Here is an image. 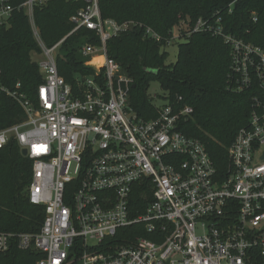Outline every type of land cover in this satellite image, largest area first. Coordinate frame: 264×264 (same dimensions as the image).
Segmentation results:
<instances>
[{"label": "built area", "instance_id": "2783aa9c", "mask_svg": "<svg viewBox=\"0 0 264 264\" xmlns=\"http://www.w3.org/2000/svg\"><path fill=\"white\" fill-rule=\"evenodd\" d=\"M49 1L14 7L0 0V29L14 12L28 16L43 75L30 101L2 84L0 67V98L17 101L26 114L22 123L0 131V151L11 139L26 150L33 164L27 196L45 209L38 233L0 232V256L15 247L39 256L33 264H264V102L254 98L222 174L205 146L184 133L194 109L182 98L173 101L165 93L151 120L131 107L134 81L108 57V43L143 25L103 19L99 0H85L87 6L70 19L73 29L47 47L34 11ZM219 23L201 18L190 26L182 20L168 45L195 33L222 36L231 47L229 89L257 86L264 93V51L225 35ZM84 29L98 39L94 44L84 37L78 49L93 74L78 73L67 82L58 57ZM144 31L160 42L152 28Z\"/></svg>", "mask_w": 264, "mask_h": 264}, {"label": "trees", "instance_id": "16d2710c", "mask_svg": "<svg viewBox=\"0 0 264 264\" xmlns=\"http://www.w3.org/2000/svg\"><path fill=\"white\" fill-rule=\"evenodd\" d=\"M25 1L11 0V3L17 7ZM86 6L85 0H52L36 8L34 21L45 45L52 47L62 40L73 29L70 19ZM99 8L103 19L143 25L108 43V57L120 64L134 81L130 95L134 111L144 120L157 118L149 89L151 83L158 81L171 100L182 98L183 105L194 109L192 117L183 123V131L205 146L217 169L225 174L228 150L240 129L248 125L254 98L264 102V93L257 86L241 93L229 89L231 47L222 36L191 35L179 46L175 64L167 65L169 54L163 48L182 20L193 26L203 18L215 25L220 20L218 25L225 35L264 51V0H99ZM146 27L160 36V42L145 38ZM84 37L98 43L91 31L81 30L67 40L58 57L59 73L67 82L74 81L78 73L93 74V70L84 66L78 51ZM40 51L26 13L14 12L9 26L0 29L1 81L30 101L43 83L34 60ZM149 70L158 71V75ZM25 119L17 101L7 96L0 98V131ZM32 167V161L22 155L15 139L0 151V232L36 234L43 225L45 209L31 204L27 196ZM37 257L14 247L0 256V264H33Z\"/></svg>", "mask_w": 264, "mask_h": 264}, {"label": "rangeland", "instance_id": "374dc122", "mask_svg": "<svg viewBox=\"0 0 264 264\" xmlns=\"http://www.w3.org/2000/svg\"><path fill=\"white\" fill-rule=\"evenodd\" d=\"M183 43H185V41H173L168 45L167 51L169 53V58L167 60V65L175 64L177 62L179 55V46ZM41 58H42L41 55L40 56H37L36 54L34 55V60L36 62H39ZM164 95L165 92L158 81L151 83L149 89V96L153 99V103L156 106L164 105V99H162Z\"/></svg>", "mask_w": 264, "mask_h": 264}, {"label": "water", "instance_id": "95a60500", "mask_svg": "<svg viewBox=\"0 0 264 264\" xmlns=\"http://www.w3.org/2000/svg\"><path fill=\"white\" fill-rule=\"evenodd\" d=\"M60 58H61V59H64L63 56H61ZM148 72H149V73H152V74H154V75H158V71H152V70H149ZM133 88H135V86H133ZM22 155H23L24 157L27 155L26 150H24V151L22 152ZM262 159L264 160V155H263V158H262Z\"/></svg>", "mask_w": 264, "mask_h": 264}, {"label": "bare ground", "instance_id": "6f19581e", "mask_svg": "<svg viewBox=\"0 0 264 264\" xmlns=\"http://www.w3.org/2000/svg\"><path fill=\"white\" fill-rule=\"evenodd\" d=\"M101 62H102V60H101V59H97V60H95V62H94V63H96V64H101Z\"/></svg>", "mask_w": 264, "mask_h": 264}]
</instances>
